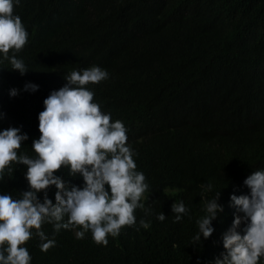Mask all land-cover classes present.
I'll return each mask as SVG.
<instances>
[{"label":"trees","instance_id":"trees-1","mask_svg":"<svg viewBox=\"0 0 264 264\" xmlns=\"http://www.w3.org/2000/svg\"><path fill=\"white\" fill-rule=\"evenodd\" d=\"M14 15L28 33L15 53L28 72L13 71L0 53V131L27 134L18 155L35 157L43 101L72 70L95 65L108 78L87 88L112 122L124 123L149 186L135 225L109 235L106 246L90 231L77 239L82 229L55 233L44 223L41 230L55 239L44 252L33 230L24 245L30 264H215L236 212L230 197L248 195L244 181L264 170V0H20ZM26 84L38 90L25 91ZM11 168L0 194L18 199L29 190L27 168ZM55 175L83 187L66 168ZM56 191L47 189L53 203ZM218 192L223 211L213 234L196 243L203 201ZM37 195L42 202L44 193ZM181 201L188 212L175 222L171 205Z\"/></svg>","mask_w":264,"mask_h":264},{"label":"clouds","instance_id":"clouds-1","mask_svg":"<svg viewBox=\"0 0 264 264\" xmlns=\"http://www.w3.org/2000/svg\"><path fill=\"white\" fill-rule=\"evenodd\" d=\"M19 4L20 0H0V53L13 71L23 76L28 70L15 53L27 44L28 33L21 18L14 15ZM64 78L67 83L43 101L44 110L38 116L40 136L31 146L34 158L18 155L28 140L20 128L0 131V180L5 170L12 173L11 165L15 163L26 166L29 186L18 199L0 194V264H30L31 255L24 245L32 238L33 230L42 241L41 251L54 247V237L48 238L41 230L44 223L52 224L55 233L82 229L76 231L77 239L90 231L94 242L106 246L107 237L118 236L123 227L135 225V210L144 208L141 201L149 186L143 172L136 170L134 153L127 145V128L120 120L112 122L111 115L101 110L87 88L107 79L108 73L93 65L72 70ZM28 90L35 92L38 86L26 84ZM17 94L18 90H10L11 97ZM62 168L68 169L71 177L81 176L83 187L67 184L56 176ZM244 184L250 189L248 195L230 197L236 212L231 227L222 236L224 252L215 264H260L264 258V170L249 175ZM52 186L57 190L55 203L47 195ZM211 187L207 185L205 191ZM40 192L44 193L42 202L37 195ZM219 197L220 192L203 201L205 215L196 222L194 242L213 234L212 223L223 211ZM171 212L179 222L188 209L182 201L174 202ZM157 219L164 221V213ZM140 226L147 229L150 225L142 219Z\"/></svg>","mask_w":264,"mask_h":264}]
</instances>
